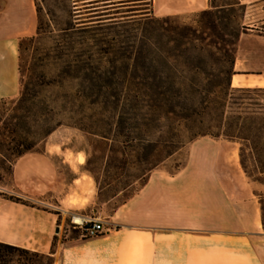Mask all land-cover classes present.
Listing matches in <instances>:
<instances>
[{
  "label": "rangeland",
  "instance_id": "1",
  "mask_svg": "<svg viewBox=\"0 0 264 264\" xmlns=\"http://www.w3.org/2000/svg\"><path fill=\"white\" fill-rule=\"evenodd\" d=\"M74 1L37 0L40 34L24 43L25 81L42 90L56 118L64 123L49 142L68 147L71 156L77 153L85 173L94 175V208L87 213L118 229L125 224L113 214L137 193L154 168L164 166L173 172L187 161L194 140L170 155L177 138L174 119L166 117L163 108L182 101L178 92L188 95L197 89L226 86L229 70L220 67H228V62H215L213 57H222V52L209 43L218 39L203 34L206 19L199 12L163 19L148 14L150 0H90L85 6ZM117 7L121 8L105 11ZM241 13L230 14L232 30ZM189 27L199 30V38L183 37ZM239 30L250 31L249 27ZM233 37L229 34L226 39ZM186 48L191 58L185 57ZM238 95L245 98L246 106L262 104L259 110L264 112V93ZM245 155L250 180L264 188V165L254 164L250 150ZM45 199L47 204H36L59 212L53 194ZM262 202L264 216V197ZM71 216L56 234V252L67 239H85ZM115 238L113 232L94 242L122 241ZM75 246L62 251L69 264L81 259ZM91 249L87 247L88 259ZM53 256L55 264L58 255ZM23 262L29 264L16 255L11 264ZM30 264H52V260L33 257Z\"/></svg>",
  "mask_w": 264,
  "mask_h": 264
},
{
  "label": "crops",
  "instance_id": "2",
  "mask_svg": "<svg viewBox=\"0 0 264 264\" xmlns=\"http://www.w3.org/2000/svg\"><path fill=\"white\" fill-rule=\"evenodd\" d=\"M75 1L85 6L90 0ZM237 6H243L240 26L250 31L237 38L230 85L264 89V0H240ZM212 7L211 0H150L148 14L178 16ZM37 31V0H0V98L19 95V44ZM52 134L42 151L20 157L13 175L0 183V192L35 203L56 197L59 213L0 195V241L45 254L67 216H91L87 211L94 208L96 183L77 153L71 156L68 147L49 142ZM240 149L238 141L223 137L195 139L181 169L154 168L115 211L112 218L125 226L63 241L55 264L70 263L62 251L72 245L81 251L76 264H264V188L246 174ZM113 232L122 241L94 242ZM87 247L92 248L89 259Z\"/></svg>",
  "mask_w": 264,
  "mask_h": 264
},
{
  "label": "trees",
  "instance_id": "3",
  "mask_svg": "<svg viewBox=\"0 0 264 264\" xmlns=\"http://www.w3.org/2000/svg\"><path fill=\"white\" fill-rule=\"evenodd\" d=\"M211 2L212 8L199 12L206 19L202 32L208 34L209 38L216 37L218 39L217 41L213 39L209 45H214L215 49L222 52V57H213V54L211 56L218 64L224 59L228 62V67H220V70H229L228 82L223 88L197 89L188 92V95L178 92L176 96L182 101L163 108L165 116H172L174 119L173 131L174 137L177 138L170 155L184 147L187 140L193 141L202 136L223 137L238 141L241 144V164L249 178H252V174L247 170L245 153L250 150L254 164L263 167L264 112L259 110V108L263 109L260 103L250 102L246 106L245 98L238 93H264V89L231 87L230 77L233 72L236 43L241 26L237 23L238 29L237 27L231 29L230 14L236 13L243 6L235 7V5H239L240 0L222 2L211 0ZM37 32L40 34L39 27ZM198 32L199 30L189 27L183 33V37L188 41L192 37L199 38L197 37ZM229 34L233 35L234 39H226ZM33 39L34 36L23 38L19 44V95L14 98H0V183L13 175L14 164L20 157L32 151H42L39 146L44 144L48 136L64 124L56 118L57 112L51 102L42 96V90L25 81L22 51L25 41ZM221 44L224 45L220 46ZM188 50L186 48L185 57L191 58L192 54ZM262 114L263 116H261ZM146 141L149 142L147 139ZM255 180L261 182L259 179ZM0 195L26 205L38 206L35 202L23 197L4 192H0ZM56 241L57 236H55L52 251L49 254L0 241V264H11L16 255L28 261L29 264L33 262V257L46 256L54 264L53 255L56 253ZM21 264H26V262Z\"/></svg>",
  "mask_w": 264,
  "mask_h": 264
},
{
  "label": "built area",
  "instance_id": "4",
  "mask_svg": "<svg viewBox=\"0 0 264 264\" xmlns=\"http://www.w3.org/2000/svg\"><path fill=\"white\" fill-rule=\"evenodd\" d=\"M75 216H80L81 220L77 221ZM71 222L75 228L80 229L83 232L82 237L86 238L99 236L108 229L114 228L112 226H106V223L110 222H105L89 215L72 214Z\"/></svg>",
  "mask_w": 264,
  "mask_h": 264
},
{
  "label": "bare ground",
  "instance_id": "5",
  "mask_svg": "<svg viewBox=\"0 0 264 264\" xmlns=\"http://www.w3.org/2000/svg\"><path fill=\"white\" fill-rule=\"evenodd\" d=\"M83 160H84V157L82 156L81 161H83ZM75 219H76L77 221L81 220L80 216H75Z\"/></svg>",
  "mask_w": 264,
  "mask_h": 264
}]
</instances>
